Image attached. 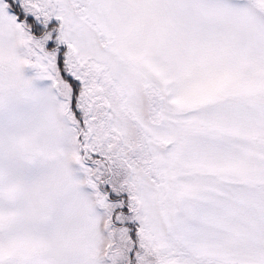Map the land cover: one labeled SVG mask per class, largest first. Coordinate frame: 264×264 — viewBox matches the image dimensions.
<instances>
[{
    "label": "snow or ice",
    "instance_id": "snow-or-ice-1",
    "mask_svg": "<svg viewBox=\"0 0 264 264\" xmlns=\"http://www.w3.org/2000/svg\"><path fill=\"white\" fill-rule=\"evenodd\" d=\"M0 264H264V0H0Z\"/></svg>",
    "mask_w": 264,
    "mask_h": 264
}]
</instances>
